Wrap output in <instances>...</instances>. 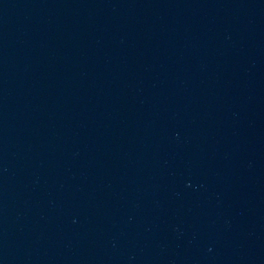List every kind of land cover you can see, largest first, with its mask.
I'll return each instance as SVG.
<instances>
[{
    "label": "water",
    "instance_id": "1",
    "mask_svg": "<svg viewBox=\"0 0 264 264\" xmlns=\"http://www.w3.org/2000/svg\"><path fill=\"white\" fill-rule=\"evenodd\" d=\"M0 264H264V0H0Z\"/></svg>",
    "mask_w": 264,
    "mask_h": 264
}]
</instances>
